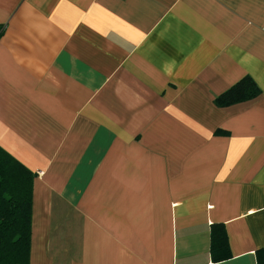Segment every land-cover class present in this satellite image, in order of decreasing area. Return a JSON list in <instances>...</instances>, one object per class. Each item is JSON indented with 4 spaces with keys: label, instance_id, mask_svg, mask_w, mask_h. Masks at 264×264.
I'll use <instances>...</instances> for the list:
<instances>
[{
    "label": "crops",
    "instance_id": "0c3cea01",
    "mask_svg": "<svg viewBox=\"0 0 264 264\" xmlns=\"http://www.w3.org/2000/svg\"><path fill=\"white\" fill-rule=\"evenodd\" d=\"M0 31L31 264H259L264 0H0ZM248 76L259 97L215 105Z\"/></svg>",
    "mask_w": 264,
    "mask_h": 264
},
{
    "label": "trees",
    "instance_id": "16d2710c",
    "mask_svg": "<svg viewBox=\"0 0 264 264\" xmlns=\"http://www.w3.org/2000/svg\"><path fill=\"white\" fill-rule=\"evenodd\" d=\"M260 94L261 89L248 76L218 96L215 105L229 107ZM33 187L34 173L0 147V264H31ZM211 254L215 262L229 258L222 226L212 228ZM258 257L259 264H264V251Z\"/></svg>",
    "mask_w": 264,
    "mask_h": 264
}]
</instances>
